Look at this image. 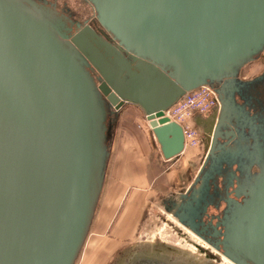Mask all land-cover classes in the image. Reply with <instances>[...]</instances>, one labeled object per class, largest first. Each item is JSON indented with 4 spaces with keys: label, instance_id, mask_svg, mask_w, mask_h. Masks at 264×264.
Segmentation results:
<instances>
[{
    "label": "water",
    "instance_id": "1",
    "mask_svg": "<svg viewBox=\"0 0 264 264\" xmlns=\"http://www.w3.org/2000/svg\"><path fill=\"white\" fill-rule=\"evenodd\" d=\"M82 1L106 40L91 29L68 36L33 0H0V264H75L101 195L110 117L140 107L168 159L184 138L164 112L264 48V0ZM223 120L207 158L225 151ZM235 217L224 256L264 264V171Z\"/></svg>",
    "mask_w": 264,
    "mask_h": 264
},
{
    "label": "flooded vegetation",
    "instance_id": "2",
    "mask_svg": "<svg viewBox=\"0 0 264 264\" xmlns=\"http://www.w3.org/2000/svg\"><path fill=\"white\" fill-rule=\"evenodd\" d=\"M33 1L45 15L54 17L56 22L59 20L60 23L56 24L68 36L75 37L84 29H91L106 40L94 15L91 19H73L67 8L58 10L46 0ZM77 2L84 8L92 9L82 0ZM247 64L234 78H223L211 85L219 95L220 112L212 123L208 139H212V130L222 114V140L219 139V143L225 144V151L216 158H207L205 152L200 171L180 198L182 206L174 209L178 224L207 245L209 249L199 245L197 249L208 260L202 263L177 258L179 262L153 249H138L120 264H213L216 261L214 258L219 260L220 256L225 257L227 247L224 240L237 213V206H244L245 201L249 200L250 189L264 171V68L257 75L245 77L241 74Z\"/></svg>",
    "mask_w": 264,
    "mask_h": 264
},
{
    "label": "rangeland",
    "instance_id": "3",
    "mask_svg": "<svg viewBox=\"0 0 264 264\" xmlns=\"http://www.w3.org/2000/svg\"><path fill=\"white\" fill-rule=\"evenodd\" d=\"M77 1L46 0L47 3L54 4L58 10L67 8L73 19H91L92 9L80 6ZM263 62L264 53L260 54L254 62L247 64L241 75L245 77L257 75L264 68ZM124 115L131 118V121H128L130 127L133 126L136 129L139 127L145 133L148 131V124L139 111L131 108L126 110L125 106L117 114V117L109 119V126L112 125L108 135L109 142L114 136L112 135L113 131L117 132H114L115 135L120 132H128V125L127 128H125L126 126L121 127L124 125L122 123L124 119L121 118ZM199 132L202 133V130ZM208 141L209 147L211 139ZM201 145L202 139L198 146L187 147V154L192 159L187 164V173L181 176L183 172H180L182 169H179V174L178 171L174 177L171 174V186L170 188L166 187L163 191L165 196H156V202L147 205L143 210L118 211V207L115 205H105V193H103L99 198L88 236L75 264H120L138 249L147 251L153 249L154 252L158 251L165 256L168 255L175 261H179L177 258L182 260L188 258L187 262H192L191 260L206 262L208 258L197 249V245L208 248L207 245L201 243L190 231L181 227L174 215V204L179 203L185 189L191 185L194 177L200 171L205 156V150ZM137 214L140 215V221L135 222L131 218ZM221 258L233 264L223 256H220L219 260L214 258L213 260L216 261L213 264H223Z\"/></svg>",
    "mask_w": 264,
    "mask_h": 264
},
{
    "label": "crops",
    "instance_id": "4",
    "mask_svg": "<svg viewBox=\"0 0 264 264\" xmlns=\"http://www.w3.org/2000/svg\"><path fill=\"white\" fill-rule=\"evenodd\" d=\"M130 108L139 111L145 119V114L140 107L131 104L126 106V110ZM121 118L124 119L122 122L124 125L121 127L127 128L128 125V132L115 135L117 132L113 131V138L111 137L110 142L109 140L107 142L109 144H107L108 158L101 195L105 193V205H115L118 211L132 212V209L143 210L147 205H152L156 202V196H165L163 191L171 186V174L173 177L177 171L178 174L183 172L181 176L186 174L187 164L192 159L187 154V148L183 147L179 153L165 159L162 146L149 126L145 133L139 127L137 129L130 127L129 116L124 115ZM214 119L215 117L212 116L197 120L204 134L206 131H211ZM163 141L169 149L174 147L173 135L167 134ZM201 146L205 150V140L202 141ZM179 169L183 171L179 172ZM139 217L140 215L137 214L131 219L138 222Z\"/></svg>",
    "mask_w": 264,
    "mask_h": 264
},
{
    "label": "built area",
    "instance_id": "5",
    "mask_svg": "<svg viewBox=\"0 0 264 264\" xmlns=\"http://www.w3.org/2000/svg\"><path fill=\"white\" fill-rule=\"evenodd\" d=\"M220 111L219 95L213 86L204 85L184 94L164 112V117L177 124L183 133L184 148H194L201 143L203 130L198 119L216 117ZM202 130V133L199 131Z\"/></svg>",
    "mask_w": 264,
    "mask_h": 264
},
{
    "label": "bare ground",
    "instance_id": "6",
    "mask_svg": "<svg viewBox=\"0 0 264 264\" xmlns=\"http://www.w3.org/2000/svg\"><path fill=\"white\" fill-rule=\"evenodd\" d=\"M130 105V104H129ZM205 135L206 136H208V138L210 137V135H209V133H207V134H203V138H205ZM208 143H209V141H208ZM200 247H201V245H199ZM226 258V257H225ZM227 259V258H226ZM185 260L186 261H188V258H185ZM221 260H222V263L223 264H230V263H228L224 258H221ZM227 260H229V259H227ZM230 261V260H229ZM231 262V261H230ZM231 263H233V262H231ZM234 264V263H233Z\"/></svg>",
    "mask_w": 264,
    "mask_h": 264
}]
</instances>
